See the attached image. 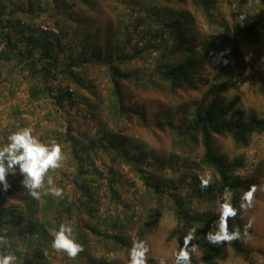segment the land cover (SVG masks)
Here are the masks:
<instances>
[{
	"label": "rangeland",
	"instance_id": "rangeland-1",
	"mask_svg": "<svg viewBox=\"0 0 264 264\" xmlns=\"http://www.w3.org/2000/svg\"><path fill=\"white\" fill-rule=\"evenodd\" d=\"M29 1L12 0L15 7L22 5L25 10L30 5ZM148 1L64 0L75 11H80L81 21L79 24H72L70 20L54 16L49 0H31L35 9L48 7L46 12H40L36 20L38 26L43 29L48 27L57 32L62 31L66 35L67 44L79 43L83 39H91L92 43L97 45L106 40L110 44H115L123 38L125 40L132 36V43L126 47V51L129 52L132 47H136L141 52L134 60L119 65L118 70L136 73L138 82L133 80L123 82L122 101L124 108L128 110L127 115L123 117L125 119L119 118L120 122L115 125L114 120L110 119V114L104 110L110 102L112 86L109 71L105 66L87 64L85 69L76 70L79 75L81 74L83 86L70 83L68 80L62 81L61 84L56 81V84L71 88L77 93L76 106L79 107V113H76V108L70 109L68 106L61 108L56 105L54 99L31 102L25 77L13 64L4 65L0 68V145L7 142V136L11 132L23 127H31L33 135L42 142L55 140L60 143L64 155L62 165L59 169H50L47 174L51 175L59 186V179L63 173L71 179L77 173L78 162L64 143V135L67 131L66 119L70 118L73 120L74 130L71 132V137H77L80 145L88 142L99 143L102 139L104 142L106 138L102 137H105L107 133L120 132L130 141L132 148H137L136 153L144 156L145 161L140 167L145 172L152 173L157 182H174V185L183 190L186 187L185 183L191 181L193 182L192 190H195L196 182L200 181L199 177L211 175L208 184L211 186L217 178L213 169L201 162L205 153L201 137L198 136L197 141H191L187 147L176 145L171 131L161 129L160 124L172 121L178 125L190 121L193 118L196 103L205 100L208 89L217 81L223 80H231L234 84V88L224 94L227 102L239 95L241 97L239 108L246 116L255 115L264 118V22L258 25L256 42H250L245 36L244 25L238 15L242 12L253 17L264 16V10L259 0H245L244 3H241L242 0H212L209 9L194 7L191 1L186 5L178 6L191 16L194 27L190 34L196 38L199 52H202L203 41L213 40L215 44L209 48L212 56L209 63L196 69L195 89H179L171 93L164 83L157 81L152 75L155 68L154 54L157 52L148 53L143 49L141 37L135 36V29L129 20L131 14L128 12L130 10L128 3L132 2L131 5L139 7L141 5L137 3L142 2L143 5ZM208 11H210V17L206 16ZM127 14L130 15L127 16ZM14 16L13 18L24 21L27 17L21 12H15ZM121 20L124 23H121ZM80 46L78 44L75 49L78 50ZM234 50L239 52L238 58L233 54ZM221 53L224 55L221 56ZM225 58L230 59V63L227 64ZM174 60L179 61L180 57L174 56ZM90 86H93V94L88 88ZM101 101V114L94 119L88 112L92 105ZM136 113L143 115V121L137 118ZM212 140L215 152L229 162H233L237 157H244L245 167L238 174L244 178L256 176L259 182L253 194V206L241 209L243 229H239L235 224V228H238L241 233L237 240L250 251L249 260L236 253L227 242H224L220 244L224 255L214 264H264V133L254 134L247 148L237 145L230 136L213 135ZM173 154L178 165L169 162ZM93 163L96 172L92 180L97 178V185L101 186L97 204L101 226L108 224L109 216H114L118 226L110 233L111 236L123 237L126 239V246L137 238L144 239L151 248L148 264H159L161 259H164L166 264H174V251L178 244L176 240L168 241L167 239L169 231L178 225L173 203L164 202L165 199L154 196L152 194L154 190L148 191L140 174L129 170L128 165H119L118 175H110L108 167L114 165L112 158L102 154L98 147H96ZM163 163L164 166H162ZM17 172H19L18 169L14 173H9L6 181L11 180L12 175L16 176ZM46 179L47 176L45 181ZM65 184L68 193L71 191L72 198H75L72 180L66 181ZM46 187L45 184V189ZM112 187L123 201L136 203L137 209L142 211L137 221H128L121 214V212L126 214L128 210L127 212L123 209L121 212L120 209L114 211L113 203L109 197H106L111 194L115 196ZM175 192L179 193V190ZM244 194L239 195L240 205L246 203L242 199ZM21 195L23 191L17 190L1 204L11 205L14 210L24 209L22 202L18 200ZM224 198L232 204L233 194L226 193ZM39 200L41 208L47 200L43 197ZM195 205L200 206L198 202ZM190 208L193 209V206ZM202 208L217 217L221 211L218 200L211 203L208 200V203L202 204ZM107 209L111 210L109 214L105 213L108 212ZM38 216L41 218V213ZM81 216L83 220L91 224L92 219L87 216V213L82 212ZM133 216L132 213L131 217ZM42 218L45 219V217ZM250 221L251 227L247 228L248 235H244L245 226ZM142 228L147 230L143 236L140 235ZM48 231L52 236L54 235L53 230ZM90 239L91 243L85 245L83 251L74 258L63 251L54 250L50 243L49 247L45 248L47 257L43 264H104V262L129 264V251L125 250L127 247L124 248L106 238L90 236ZM19 250L21 256L17 257L16 264L18 260L25 264H36L29 250L22 247H19ZM87 254H91L92 257L94 255L95 261L91 256L82 258ZM192 264H204L199 251L194 252Z\"/></svg>",
	"mask_w": 264,
	"mask_h": 264
},
{
	"label": "trees",
	"instance_id": "trees-1",
	"mask_svg": "<svg viewBox=\"0 0 264 264\" xmlns=\"http://www.w3.org/2000/svg\"><path fill=\"white\" fill-rule=\"evenodd\" d=\"M189 1L194 7L209 9L212 5V0H149L143 5L144 1L137 3L141 5L139 7L131 5L132 2L128 3V9L130 7L128 12L131 15L127 14V16L131 17L129 20L135 29V36L141 37L140 42L146 52H157L153 53L155 68L152 75L157 81L164 83L171 93L179 89H195L196 69L209 63L212 57L209 48L215 44L213 40L207 39L201 43L202 52H199V44L190 34L194 27L191 16L183 8H178L188 4ZM49 2L53 7L54 16L70 20L72 24H79L81 21L80 11H75L64 0H49ZM244 2L245 0H242L241 3ZM258 2L264 10V0ZM29 3L25 10L22 5L15 7L12 0H0V68L13 64L19 69L28 83V95L31 102L54 99L56 105L61 108L65 106L70 109L76 108V113H79V107L76 106L77 93L71 88L56 84V81L61 84L62 81L68 80L70 83L83 86L81 74L79 75L76 70L85 69L87 64L103 65L109 71L112 84L111 99L104 110L110 114L114 124L118 125L119 118L125 119L123 117L127 115L128 110L124 108L122 101L123 82L131 80L138 82L136 73L118 70L119 65L134 60L141 52L136 47H132L129 52L126 51L133 37L130 36L125 40L123 38L115 44H110L106 40L97 45L93 44L91 39L67 44L66 35L62 31L57 32L48 27L43 29L36 23L40 12H46L48 7L35 9L31 0ZM15 12L25 13L26 20L13 18ZM234 15L237 16V14ZM238 15L242 19L246 38L250 42H256L257 28L264 22V16L253 17L242 12ZM206 16L210 17V11ZM120 22L124 23L122 20ZM78 44L81 46L76 50L75 47ZM233 54L238 58L237 50H234ZM174 56H179L180 62L175 61ZM225 61L227 64L230 63L228 58H225ZM92 87H88L91 94L94 93ZM233 88L234 84L231 80L217 81L206 92L205 100L196 103V109L190 121L178 125L172 121L160 124L161 129L171 131L176 145L187 147L191 141H197V137H201L205 150L201 162L213 169L217 178L211 186L203 189L200 187V181L196 182L195 190H192L193 182L191 181L185 183L186 187L183 190L174 185V182H157L152 173H147L140 167L145 161L144 156L137 154V148H132L130 141L120 132L107 133L105 137H102L107 140L104 142L102 139L99 143L88 142L80 145L77 137H71V132H74L73 120L67 118L64 143L78 164L77 173L72 179L64 173L60 176L59 186L63 188V196L58 198L42 194L41 197L47 202L40 208V200L33 199L22 186V176L19 172L16 176L12 175L11 180H7L9 187L6 190L0 185V235L7 238L8 250L20 257L19 247L25 248L30 251L36 264H43L47 257L45 248L49 247L54 236L48 230L51 229L55 233L61 223L72 222L73 237L83 247L91 243L90 236H93V238L100 237L115 241L116 244L127 247L125 250L129 251L132 244L130 240L126 246V239L110 234L118 226L114 216H109L107 219L108 226H101L97 206L101 186L97 185V178L92 180L96 172L93 157L96 156V147H98L102 154L112 158L114 165L108 167L110 175H118L119 165H128L129 170L140 174L148 191L154 190L152 193L154 196L165 199L164 202L173 203L178 225L169 231L168 241L176 240L177 244L183 245V237L195 228L197 231L192 244L196 246V251L201 253L204 264H214L217 259L223 257V249L220 245L209 244L203 235L218 217L203 209L202 204L208 203V200L210 203L218 200L222 206L226 202L224 195L233 194L231 205L237 209V214L229 217L228 227L231 231L237 224L239 229H243L239 195L246 193L253 185L257 186L259 183L256 176L244 178L238 174L245 167L244 157H237L233 162H229L218 155L213 148V135L230 136L237 145L247 148L254 134L264 133V118L255 115L246 116L239 108L241 102L239 95L230 102L225 100L224 94ZM101 104L102 101L90 107L91 110L88 113L92 118L96 119L101 114ZM136 116L143 121L144 117L141 113H136ZM169 162L178 165L175 154ZM68 180H72L75 198H72L71 191L68 193L66 190L65 182ZM17 190L23 191V195L18 197V200L22 202L24 209L14 210L11 205L1 204ZM112 190L115 191L114 187ZM176 190H179V193L175 192ZM114 193L115 196L111 193L110 196H106L113 203L114 211L120 209V212L123 210L127 212L128 210L126 214L122 212L121 214L128 221H137L142 211L137 209L136 203L133 204L126 199L123 201L121 196ZM196 202L200 206L195 205ZM191 206L193 209L190 208ZM107 210L108 212L105 213L109 214L111 210ZM82 212L87 213V216L92 219L91 224L83 220ZM40 213L41 218L38 216ZM146 232L147 230L142 228L140 235L143 236ZM227 243L236 253L249 260L250 251L244 244L238 240ZM0 251L3 252L4 249L0 248ZM193 255L194 253L191 254L192 260ZM90 256L92 257L91 254H87L82 258ZM92 258L95 261L94 255ZM17 264L25 263L18 260ZM104 264L107 263L104 262Z\"/></svg>",
	"mask_w": 264,
	"mask_h": 264
},
{
	"label": "clouds",
	"instance_id": "clouds-1",
	"mask_svg": "<svg viewBox=\"0 0 264 264\" xmlns=\"http://www.w3.org/2000/svg\"><path fill=\"white\" fill-rule=\"evenodd\" d=\"M221 56L224 53L220 54ZM226 62V61H225ZM64 160L62 146L55 140L42 142L37 136L33 135L31 127L19 128L7 136V142L0 145V185L3 189L9 187L6 176L9 173L19 171L22 176V186L28 194L39 200L42 194H50L53 197H62L63 188L57 186L54 178L47 175L50 169H59ZM47 179L45 181V177ZM200 187L206 188L211 180V175L199 177ZM45 184L47 185L45 189ZM256 186L253 185L243 196L240 205L241 209L252 207L253 194ZM237 209L229 202L221 206L218 218L209 226L207 233L203 235L209 244L220 245L240 238L238 228L231 231L228 227L229 217H234ZM251 227V221L245 226L244 235H248L247 228ZM196 229L192 228L184 237L183 245L178 243L174 251V264H192L191 254L196 251V246L192 244ZM7 238L0 235V264H16L17 256L11 254L7 248ZM51 247L56 251H63L69 257L74 258L83 251V246L73 237V228L68 223H61L55 231L51 241ZM151 248L144 239L137 238L132 241L129 249V264H148ZM159 264H166L164 259Z\"/></svg>",
	"mask_w": 264,
	"mask_h": 264
}]
</instances>
